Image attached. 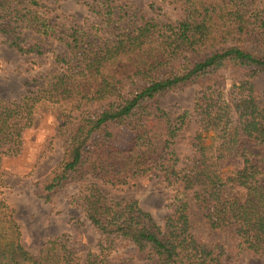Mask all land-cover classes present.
Instances as JSON below:
<instances>
[{"label":"trees","instance_id":"1","mask_svg":"<svg viewBox=\"0 0 264 264\" xmlns=\"http://www.w3.org/2000/svg\"><path fill=\"white\" fill-rule=\"evenodd\" d=\"M174 2L179 18L158 21L115 0H90L99 20L85 26L56 23L44 0H0L7 46L42 54L51 38L64 48L35 90L17 101L0 98V264H131V256L109 259L116 240L131 242L139 258L154 264H221V245L201 242L191 231V203L210 229L230 231L237 253L264 255V89L256 93L251 80L264 72V2ZM226 66L239 77L227 89L223 77H214L198 90L192 155L176 168L172 145L190 113L173 116L156 100ZM38 110L54 113L59 133L70 130L40 196L48 200L67 181L80 182L81 210L103 236L84 259L62 238L47 239L31 254L3 197L2 157L19 153L22 131ZM126 132L130 139L122 146L117 138ZM156 169L168 184L179 183L163 226L136 200L108 199L89 181L123 184Z\"/></svg>","mask_w":264,"mask_h":264},{"label":"rangeland","instance_id":"2","mask_svg":"<svg viewBox=\"0 0 264 264\" xmlns=\"http://www.w3.org/2000/svg\"><path fill=\"white\" fill-rule=\"evenodd\" d=\"M50 5L51 19L56 23L78 22L87 24L99 18L86 4L90 0H44ZM263 3L264 0H256ZM115 4H125L129 11L143 13L147 18L158 21L175 20L180 16L179 6L174 0H115ZM128 19H131L128 17ZM44 52L19 53L3 42L0 35V98L5 102L17 101L22 95L33 91L43 75L52 70L56 54L64 52L63 46L51 39L43 43ZM223 77L225 88L239 77V70L231 66L220 69L202 82L178 86L157 98L156 104L173 116L187 110L189 122L176 137L172 149L178 156L176 168L188 164L192 155L191 139L196 129L193 105L196 93L213 78ZM207 79V80H206ZM253 89L261 94L264 89V72L251 78ZM21 118L15 120L19 122ZM60 121L53 112L38 110L29 127L23 129L20 151L16 155L2 157L1 169L6 184L3 197L14 209V217L20 226L21 243L31 254L36 255L49 238H62L67 246L84 259L87 252H97L102 234L85 217L79 205L77 194L80 182L69 180L54 190L50 198L41 197L52 171L61 161L70 130L58 131ZM73 127V122L66 125ZM130 133H121L117 141L126 145ZM108 199L136 200L138 206L151 214L163 226L164 217L171 213V195L179 183L168 184L163 172L151 170L129 178L123 184H110L98 178H89ZM192 233L195 238L208 245L218 243L223 251L221 264H264V255L249 250L237 253L228 229L212 230L204 223L199 211L191 203ZM132 257L131 264H154L149 259L137 256V248L128 241L116 240L111 248L112 257Z\"/></svg>","mask_w":264,"mask_h":264}]
</instances>
